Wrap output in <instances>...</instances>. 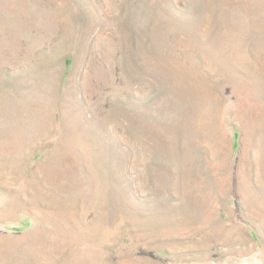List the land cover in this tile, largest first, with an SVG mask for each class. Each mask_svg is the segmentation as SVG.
<instances>
[{
  "label": "rangeland",
  "instance_id": "rangeland-1",
  "mask_svg": "<svg viewBox=\"0 0 264 264\" xmlns=\"http://www.w3.org/2000/svg\"><path fill=\"white\" fill-rule=\"evenodd\" d=\"M0 264H264V0H0Z\"/></svg>",
  "mask_w": 264,
  "mask_h": 264
}]
</instances>
